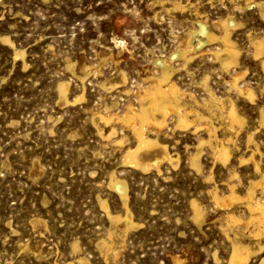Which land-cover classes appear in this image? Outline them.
<instances>
[{"label": "rangeland", "instance_id": "obj_1", "mask_svg": "<svg viewBox=\"0 0 264 264\" xmlns=\"http://www.w3.org/2000/svg\"><path fill=\"white\" fill-rule=\"evenodd\" d=\"M262 2L0 0V264H228L235 231L252 244L246 264H260L264 234L257 240L248 237L243 225L232 224L228 235L226 209L216 205L211 192H228L233 166L240 175L241 181H234L240 182V194L258 177L252 163L238 166L239 157H248L256 146L248 144L250 132L264 168V70L252 46L253 37L264 36ZM227 17L238 24L231 35L240 50L238 70L246 74L238 84L252 87L254 100L231 87L234 69L220 67L211 54L218 42L204 46L200 33L193 37L196 53L188 69L177 71L174 80L199 100L186 97L187 106L210 116L217 129L214 144L233 138L232 165L215 163L209 143L198 147L208 138L203 125L197 130L194 124L175 127L172 116L159 134H147L157 135L176 160L170 162L154 148L142 153L152 164L148 171L124 164L125 150L137 144L132 129L117 119L106 124L94 113L109 105L121 115L128 103L137 106L135 93L144 88L142 78L157 69L155 60L168 58L202 23L220 34L214 21ZM2 36L15 46L6 45ZM14 47L25 50V64L14 59ZM206 75L220 99L209 106L201 82ZM61 81L68 83L72 103L60 98ZM229 98L244 121L239 129L221 116V100L227 106ZM113 126L112 140L99 135L98 128L110 131ZM122 136L120 145L115 140ZM197 150L199 168L191 163ZM112 175L128 184L134 227H128L122 199L109 186ZM255 193L261 195L260 189ZM105 201L112 216L122 218L110 217ZM193 201L202 206L201 218ZM242 202L230 211L243 217L249 212ZM103 240L107 244L100 246Z\"/></svg>", "mask_w": 264, "mask_h": 264}, {"label": "bare ground", "instance_id": "obj_2", "mask_svg": "<svg viewBox=\"0 0 264 264\" xmlns=\"http://www.w3.org/2000/svg\"><path fill=\"white\" fill-rule=\"evenodd\" d=\"M258 6H260L261 13L262 15H264V2L259 3ZM180 7L181 5L179 3H174V8ZM214 25L221 30L220 34L217 35L213 31H211V29H209L208 25L202 23L200 24L199 31H191L187 36L186 40L182 44H180V47L175 52L170 54L168 58L155 60V67L157 69H155L151 76L142 78L145 82L144 88L141 90L140 88L142 87H139V90L141 91L138 90L135 93L138 101L137 106H134L132 102L128 103L124 108L125 110L123 109L124 112H122L121 115L116 114V112H112V109L110 110L109 105H106L104 107L105 112L102 110L94 113V118L99 117L100 120L104 121L106 124H109L112 121L115 122V119H117V122H120L132 129L134 136L137 140V144L136 146L128 147L125 150L123 155L124 164H128L131 167L144 170L145 172L148 171L149 169H151L152 164L146 162L142 158V153H147L154 148L159 149L162 152L161 155L163 154V158L170 160V162L176 160L170 154L167 145H165L164 143H160L157 138V135L156 137H151L147 134L148 130L159 134L162 130H164L163 128L169 126L167 125L168 117L172 116L176 117V124L174 123L175 127L187 128L191 124H194L197 130L200 125H203L208 133V138L201 139L198 143V147L203 145L204 143H209L212 149V156L214 158L215 163L218 162L224 166L232 165L233 152L231 148V143H233V138L228 137L218 139V141H216L217 143L214 144L213 139L218 138L216 133L217 129L216 126L212 124L210 116L206 115L205 113L201 112L199 109L193 106H187L188 101L185 102L187 100L186 97H189L190 99L193 98L196 102H199V100L193 92H188L184 90L176 82V80H174V74L177 71L181 69H188V65L194 58L196 53V47L193 44V37L196 33H200L206 38V40L201 43L202 45L204 43L209 44L211 41L218 42V45L212 49L211 54H213V56L220 63V67L227 70L232 68L234 69L231 74V80L229 81L231 87L235 89L238 93L246 95L248 99L254 100L255 92L253 91V89H251L252 87L249 88L247 86L246 89H244L242 88V84L241 86L239 85L240 83L238 84L240 77L243 76V74L245 73L238 70V67L240 65V50L239 47H237L234 39H232L231 35L232 31L238 26L237 22H235L232 17H227L214 21ZM253 38L254 39L252 40V46L254 48L255 59L260 61L262 69L264 70V36L262 35ZM2 40L6 45H13L12 39H10V37L8 36H2ZM14 49V59L23 60L25 64V50L17 49L15 47ZM176 58L181 59V62L177 65L173 63ZM241 79H243V77ZM201 82L204 88L206 89L208 95L204 99V105L209 106L211 105L212 101H219L220 99L218 98V96L216 97L215 93L212 90V87L209 85L207 75L204 76ZM67 87L68 83L62 81L61 83H59L58 90L60 93V98L62 100H65L67 103H72L73 101L69 100L67 97ZM81 98H83V96L78 97L77 100ZM221 101V105L223 107V110L221 111V116L224 119H227V121H229L230 126L232 128H241L244 121L241 117L242 115H240L237 110V105L235 101H233V98H229V104L227 105L228 107L225 105V102H223V100ZM199 105L200 104H198V106ZM260 115L262 122L264 123V106L260 107ZM98 132L101 137L111 139L116 133V127L113 126L110 131H106L104 128H98ZM250 133L247 139L248 144L250 142H253L256 144V146L248 157H244L242 155L239 157L238 166L241 167L248 163H252L254 173L258 174V177L249 181L245 194H240L237 190V187L240 185V182H234L235 178L239 179L240 175L237 172L238 169L236 170L233 166L229 169L230 176L228 178V182L226 183L228 187V192L225 193L223 191L220 192L219 190H211V193L216 205L222 206L226 209V212L223 215V224L224 226H226V233L229 235V229H227V227H230L232 224H234V226L243 225L246 228L248 237L257 236L256 238L258 240V238H260L264 234V168L262 167L259 159L256 158L255 155L256 152L260 153V147L258 148V144L253 137V133ZM115 141L121 145L124 143L125 137L122 136L121 138L116 139ZM200 152V150H197L195 155L191 157L192 165L197 168H199L200 165ZM238 181L241 180L239 179ZM109 186L113 190H115L122 199L123 207L127 210L126 218L129 224L128 227H134L135 222L131 219L130 213L128 211L129 187L126 180L119 178L116 175H112L109 182ZM257 188L260 189L261 195L259 196L255 193ZM239 200H242V203H246V209L248 210L249 215L242 217L240 215L235 214V212L233 213L230 211V208H232L234 204ZM198 203L196 201L192 202V207L194 209L196 217H200L202 215V206L200 207ZM103 204L110 217L117 219L122 218L120 215L115 216L114 214V216H112L109 210L108 203L105 201ZM249 224L254 225V228L251 229L249 227ZM239 234L240 233L238 231H235L234 237L232 238V251L229 256L228 264H246L254 253V250L251 247L252 244H246L241 241L240 238H238ZM99 244L100 246H104L107 244V242L103 240ZM258 244L259 250H262L263 244L260 242H258ZM215 258H217L216 253ZM263 262L264 258L261 260L260 264H262Z\"/></svg>", "mask_w": 264, "mask_h": 264}]
</instances>
